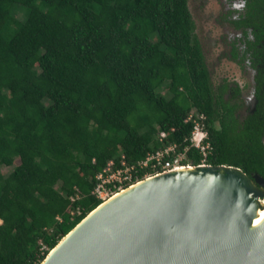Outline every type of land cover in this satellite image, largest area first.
<instances>
[{
	"label": "trees",
	"instance_id": "16d2710c",
	"mask_svg": "<svg viewBox=\"0 0 264 264\" xmlns=\"http://www.w3.org/2000/svg\"><path fill=\"white\" fill-rule=\"evenodd\" d=\"M245 1L239 23L257 45L264 0ZM194 32L189 0H0V264H40L102 202L96 175L110 159L136 163L160 130L186 146L192 108L207 115L209 163L264 177V98L235 117Z\"/></svg>",
	"mask_w": 264,
	"mask_h": 264
},
{
	"label": "water",
	"instance_id": "95a60500",
	"mask_svg": "<svg viewBox=\"0 0 264 264\" xmlns=\"http://www.w3.org/2000/svg\"><path fill=\"white\" fill-rule=\"evenodd\" d=\"M183 166L197 172L170 168L100 207L103 200L40 264H264V221L254 227L264 177L225 164Z\"/></svg>",
	"mask_w": 264,
	"mask_h": 264
},
{
	"label": "built area",
	"instance_id": "2783aa9c",
	"mask_svg": "<svg viewBox=\"0 0 264 264\" xmlns=\"http://www.w3.org/2000/svg\"><path fill=\"white\" fill-rule=\"evenodd\" d=\"M206 119L207 115L204 112L198 108L191 109L185 121L191 122L193 129L191 134L186 137L189 143L183 148H180V145L176 142H168V132L160 130L157 132V140L160 142V146L149 151L144 158L136 163L128 162L125 154L121 155L118 164L110 159L96 175L95 195L103 201L144 177L185 165L184 161L188 157L191 148L197 149L201 157L199 164H210V158L214 153V145L210 140ZM187 164H191V162ZM57 218L61 220L60 216ZM41 245L42 251L49 248L42 241Z\"/></svg>",
	"mask_w": 264,
	"mask_h": 264
},
{
	"label": "flooded vegetation",
	"instance_id": "af4514ba",
	"mask_svg": "<svg viewBox=\"0 0 264 264\" xmlns=\"http://www.w3.org/2000/svg\"><path fill=\"white\" fill-rule=\"evenodd\" d=\"M241 1L243 2L241 11H239L237 14L232 12L231 14H227L222 17L223 20L226 21L227 26L237 32L234 38L229 40L228 51L225 53V57L238 64L240 68L243 69L245 72H250L251 98L246 96L247 92L249 91H246L247 89H245V86L242 85L241 81L237 78H232L227 75H224L221 79L216 82L211 70L209 69L204 50L203 53L214 92H222L223 99L225 101H229V103L234 107L233 114L235 115V117L242 121L249 114L253 113L256 110V107L260 101V97L264 98V93L263 95H260L262 93L258 90L259 85L260 88L264 90V82L260 84V79L262 77V72L264 69V56L258 53V57H256L254 54L255 49L261 48V46H263L264 39H259V43L257 45H254L257 40V37L252 32V27L248 26L245 23H239L247 16L246 1ZM194 33L198 38L199 42L201 43L199 37L196 34V22ZM216 98L217 96L215 95V99ZM222 109L223 108L221 107V112H223ZM215 122L216 124H218L219 120L217 119Z\"/></svg>",
	"mask_w": 264,
	"mask_h": 264
},
{
	"label": "rangeland",
	"instance_id": "374dc122",
	"mask_svg": "<svg viewBox=\"0 0 264 264\" xmlns=\"http://www.w3.org/2000/svg\"><path fill=\"white\" fill-rule=\"evenodd\" d=\"M242 6L241 0H189V7L196 22V34L202 43L215 81L224 75L237 78L245 86L246 91H249L246 96L251 98L250 72H245L238 64L225 57L229 40L234 38L237 32L227 26L222 17L232 12L237 14L242 10ZM163 92L169 95L164 90ZM2 169L7 175L13 166H3ZM262 200L264 202V196Z\"/></svg>",
	"mask_w": 264,
	"mask_h": 264
},
{
	"label": "bare ground",
	"instance_id": "6f19581e",
	"mask_svg": "<svg viewBox=\"0 0 264 264\" xmlns=\"http://www.w3.org/2000/svg\"><path fill=\"white\" fill-rule=\"evenodd\" d=\"M184 172H197V170L192 167V166H177L175 169L171 170L170 173H184ZM142 182L139 183H134L131 187L127 188V189H122L116 193H114L113 195H111L110 197L106 198L105 202L101 204L100 207L106 205L108 202H110L111 200L131 191L133 188L137 187L138 185H140ZM248 184L253 187V184L251 182H248ZM264 221V207H262L261 205L258 206L257 211H256V216L254 219V227L261 224Z\"/></svg>",
	"mask_w": 264,
	"mask_h": 264
}]
</instances>
